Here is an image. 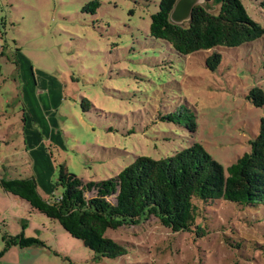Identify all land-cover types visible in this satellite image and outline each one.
I'll use <instances>...</instances> for the list:
<instances>
[{
	"label": "rangeland",
	"instance_id": "rangeland-1",
	"mask_svg": "<svg viewBox=\"0 0 264 264\" xmlns=\"http://www.w3.org/2000/svg\"><path fill=\"white\" fill-rule=\"evenodd\" d=\"M94 1L0 0V176L33 175L38 193L53 199L60 165L96 181L137 156H170L192 142L225 167L248 151L264 115V106L245 97L251 87L264 90V35L238 48L219 46L222 60L209 70V52L180 56L150 36L160 0L86 7ZM241 1L264 28V0ZM218 6L210 0V12ZM182 107L196 116L194 133L162 119ZM203 214L209 227L201 239L155 218L107 230L128 248L117 258H95L43 214L27 212L26 221L31 228L45 219L41 233L66 253L63 264L65 257L80 264H264V207L214 201ZM5 224L1 231L15 235L16 218Z\"/></svg>",
	"mask_w": 264,
	"mask_h": 264
},
{
	"label": "trees",
	"instance_id": "trees-1",
	"mask_svg": "<svg viewBox=\"0 0 264 264\" xmlns=\"http://www.w3.org/2000/svg\"><path fill=\"white\" fill-rule=\"evenodd\" d=\"M176 1H159L157 11L150 15L149 34L165 41L180 56L200 50L209 52L204 60L209 70H215L222 60L219 46L238 48L264 35L263 26L247 13L241 0H217L215 13L209 10L210 0H205L206 5H195L189 21L181 24L173 23L169 16ZM98 5L96 0L86 7L95 10ZM5 48V44L0 46L1 56ZM245 97L254 106H264V90L260 87H251ZM181 109L162 119L194 133L196 116L187 108ZM248 142V151L226 167L199 142L158 159L137 156L120 172L103 180L85 181L60 165L54 180V189L60 193L53 199L38 193L33 175L1 177L0 187L27 202L31 211L56 221L72 238L92 250L95 258H117L126 255L128 248L106 236L109 229L135 226L155 218L167 230L189 232L195 240L208 233V217L203 214L206 204L230 201L241 208L264 207V115L257 134ZM1 240L0 255L12 246L50 248L23 230L15 235L4 233ZM65 259L69 264H80Z\"/></svg>",
	"mask_w": 264,
	"mask_h": 264
},
{
	"label": "crops",
	"instance_id": "crops-1",
	"mask_svg": "<svg viewBox=\"0 0 264 264\" xmlns=\"http://www.w3.org/2000/svg\"><path fill=\"white\" fill-rule=\"evenodd\" d=\"M27 145L28 141L26 140ZM30 146V145H29ZM31 151V150H30ZM29 176V175H28ZM27 176V177H28ZM2 176H0L1 178ZM27 202L24 200L19 199L17 196L10 195L5 193L2 188L0 187V250H2V240L1 237L4 233L10 232L8 229L5 231H1V226H7L5 224V220L8 219L10 216L16 218L17 225L15 226V233L19 234L22 230L24 231L25 235L34 236L40 240H43L50 248L46 247H24L20 248L17 246H12L7 251H4L2 255H0V264H63L59 259V255H63L65 252L62 251L59 244H54L52 241L46 237H50V235H42L40 228L46 230L45 226V219L43 217L40 220V225L38 223H34L32 220L31 228L28 227L27 219V212L32 213L30 208L27 210ZM30 209V210H29ZM32 216V215H31ZM23 225V228H22ZM27 226V228H26ZM28 230V231H27ZM34 232L27 233V232ZM45 236V237H44ZM47 239V240H46ZM53 251L58 252V255H55ZM66 255V253H65ZM67 256V255H66ZM69 258V257H66ZM70 259V258H69ZM72 260V258L70 259ZM60 261V262H58Z\"/></svg>",
	"mask_w": 264,
	"mask_h": 264
},
{
	"label": "water",
	"instance_id": "water-1",
	"mask_svg": "<svg viewBox=\"0 0 264 264\" xmlns=\"http://www.w3.org/2000/svg\"><path fill=\"white\" fill-rule=\"evenodd\" d=\"M197 4H205L206 1L203 0H177L173 10L170 11V19L173 23L181 24L184 21H189L191 10Z\"/></svg>",
	"mask_w": 264,
	"mask_h": 264
}]
</instances>
